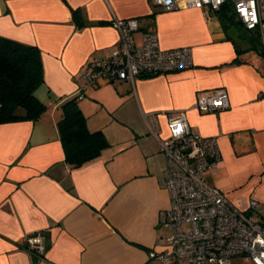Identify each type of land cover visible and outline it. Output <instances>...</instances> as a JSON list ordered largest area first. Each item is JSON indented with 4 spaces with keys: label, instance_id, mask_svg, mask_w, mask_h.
Returning <instances> with one entry per match:
<instances>
[{
    "label": "crops",
    "instance_id": "obj_1",
    "mask_svg": "<svg viewBox=\"0 0 264 264\" xmlns=\"http://www.w3.org/2000/svg\"><path fill=\"white\" fill-rule=\"evenodd\" d=\"M114 19L138 20L140 32L158 33L164 50L191 48L193 67L89 86L79 107L88 129L102 131L110 147L73 169L58 129L62 106L78 95L90 65L120 44ZM0 36L41 51L45 80L36 96L47 107L37 121L0 125V264H167L149 259L165 251L169 234L160 222L170 195L159 143L169 136V117L181 112L193 132L218 141L221 160L208 183L252 219L258 211L264 227V59L252 43L257 36L259 46L258 33L182 3L164 12L154 0H0ZM219 89L229 95L227 110L195 108L200 96ZM35 235L43 237L44 255L28 250ZM231 263L254 264L242 256Z\"/></svg>",
    "mask_w": 264,
    "mask_h": 264
},
{
    "label": "built area",
    "instance_id": "obj_2",
    "mask_svg": "<svg viewBox=\"0 0 264 264\" xmlns=\"http://www.w3.org/2000/svg\"><path fill=\"white\" fill-rule=\"evenodd\" d=\"M154 2L164 12L176 11L182 3L185 8H204L208 16L229 5L246 31L259 34L264 59V0ZM112 25L120 33V44L107 60L93 62L83 73L80 91L101 80L134 84L140 77L193 67L191 48L164 50L157 32H144L143 44L139 46L133 37L140 30L138 20L114 19ZM229 107V95L224 89L200 96L195 106L201 113L224 111ZM168 129V138L160 139L159 144L167 160L164 177L170 195V208L162 213L160 222L169 234L165 237V251H152L149 259L167 264H232L233 258L242 256L254 264H264V227L206 179L221 160L217 139L193 132L184 112L169 117ZM257 206V201H251L252 208ZM27 245L29 251L45 254L42 235L30 237Z\"/></svg>",
    "mask_w": 264,
    "mask_h": 264
},
{
    "label": "trees",
    "instance_id": "obj_3",
    "mask_svg": "<svg viewBox=\"0 0 264 264\" xmlns=\"http://www.w3.org/2000/svg\"><path fill=\"white\" fill-rule=\"evenodd\" d=\"M217 14L226 27L235 21L229 5ZM238 24L241 23L238 21ZM256 37L253 36L252 43L261 51ZM44 80L41 51L35 46L0 36V125L37 121L46 112V105L36 96V90ZM83 95L79 88L78 95L62 106L63 118L58 123L66 162L73 169L98 159L110 147L102 131L91 132L88 129L86 117L78 103ZM32 253L38 255L34 251Z\"/></svg>",
    "mask_w": 264,
    "mask_h": 264
},
{
    "label": "rangeland",
    "instance_id": "obj_4",
    "mask_svg": "<svg viewBox=\"0 0 264 264\" xmlns=\"http://www.w3.org/2000/svg\"><path fill=\"white\" fill-rule=\"evenodd\" d=\"M136 35L139 36V39H138L139 42H138V44H139V46H141V45L143 44V41H141V35L143 36V33L140 32V31H138V32H136ZM114 50H115V49H114ZM114 50H113V51H114ZM254 214H255V215H254V218H253V219H254L255 221H257V222H259V221L262 222V220H259V217L257 216V215H258V211H255ZM261 222H260V223H261Z\"/></svg>",
    "mask_w": 264,
    "mask_h": 264
}]
</instances>
